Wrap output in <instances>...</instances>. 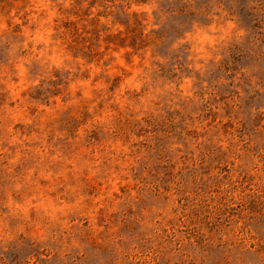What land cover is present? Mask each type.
Returning <instances> with one entry per match:
<instances>
[{"label":"rangeland","instance_id":"obj_1","mask_svg":"<svg viewBox=\"0 0 264 264\" xmlns=\"http://www.w3.org/2000/svg\"><path fill=\"white\" fill-rule=\"evenodd\" d=\"M0 264H264V0H0Z\"/></svg>","mask_w":264,"mask_h":264}]
</instances>
